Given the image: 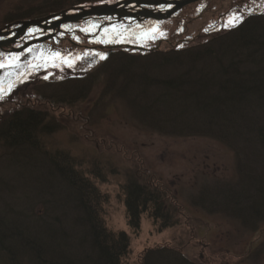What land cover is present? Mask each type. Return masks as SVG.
I'll use <instances>...</instances> for the list:
<instances>
[{"label":"trees","instance_id":"obj_1","mask_svg":"<svg viewBox=\"0 0 264 264\" xmlns=\"http://www.w3.org/2000/svg\"><path fill=\"white\" fill-rule=\"evenodd\" d=\"M87 1L55 0L52 7L56 9L48 12ZM241 2L233 1L227 9L239 10ZM36 12L26 10L20 16L26 19L37 16ZM241 14L244 20L236 27L221 28L208 33L205 40L182 47L159 50L156 46L148 51L88 46L93 52L100 49L107 58L83 75L40 84L39 98L50 104H71L84 98L98 80L103 83V95H118L126 105L132 104L149 129L224 141L236 150L234 180L214 182L211 198L204 200L201 195L191 203L208 213L226 214L255 231L264 220V10ZM63 34L67 36V31ZM26 37L25 33L19 40ZM46 112L24 106L8 113L0 120V144L6 150L22 147L44 154L49 176H59L68 185L67 189L60 185L66 199L57 198L53 191V200L64 204L67 213L73 206L76 214L70 222L67 217L65 225L52 203L48 208V199L42 210L36 202L1 199L0 264H121L129 251V234L107 227L100 190L74 167L67 151L50 150L40 142L42 132L49 134L57 128ZM15 178L0 180L10 190L21 182ZM121 190L125 221L133 232L146 213L160 228L176 223V207L165 205L161 187L130 176ZM140 264L196 263L179 248L164 244L143 251Z\"/></svg>","mask_w":264,"mask_h":264},{"label":"rangeland","instance_id":"obj_2","mask_svg":"<svg viewBox=\"0 0 264 264\" xmlns=\"http://www.w3.org/2000/svg\"><path fill=\"white\" fill-rule=\"evenodd\" d=\"M54 1L0 0V28L17 20L48 16L51 13L49 10L56 9L52 7ZM233 1H242L243 5L237 6L240 13L248 12V8H252L253 12L264 10V0H198L184 5L167 19L149 18L137 22L130 17L125 20L93 17L68 23L67 25L73 26L72 31H67L64 28L66 24H61L60 32L54 38L27 47H43L45 50L51 49L64 54L71 52L73 56L79 54L83 58L77 60L71 68H41L0 101V120L8 117V113L13 110L24 106L39 107L47 111V118L53 120L57 128L49 134L42 132L40 142L50 150L67 151L75 162L74 167L86 178H90L100 190L103 199L101 210L107 227L112 231L123 230L129 234V251L121 264H140L143 251L164 244L179 248L180 252L196 264H264V220L259 222V227L253 231L241 226L237 219L234 220L226 214L208 213L191 203L193 197L203 195L204 200L211 198L210 185L214 182L234 180L236 150L212 136H175L166 131L145 127L138 114L133 112L132 104L126 105V100L118 95H103V83L98 80L93 83L84 98L63 105L61 102L50 104L40 99L38 87L47 81L60 80L66 75H83L95 68L100 59L83 56L85 51H90L87 47L91 45H120L146 50L159 45L160 50L174 45L178 47L187 43L194 44L197 39L205 40L208 33L223 28L222 24L228 14L235 10L227 9ZM103 2L112 3L114 0H88L81 5ZM31 9L37 11V16L22 19L20 13ZM89 22L101 27L124 24L134 28L136 24H140L144 29L158 25L159 31L155 40H148L146 43L97 44L90 41L101 35L99 30L89 34L79 31L80 28L88 26ZM205 28L209 30L205 32ZM63 30L67 31V36L71 35L68 38L73 40L75 45L73 41L71 43L66 39ZM40 31L28 37L27 30L24 40L38 38L39 34H42ZM160 32L164 35L161 36ZM74 36L78 39H73ZM17 44L20 45L21 42L14 44V47ZM81 44L86 46L81 47ZM95 50L101 52L100 49ZM0 52L9 51L0 49ZM27 56L25 53V58ZM89 64L92 66L89 67ZM45 75H48L47 80L43 78ZM21 148L6 150L7 148L0 144V178L11 180L16 177L15 179L21 181L9 190L6 188V181L0 180V201H32L37 203L38 210H42L48 199V208L52 203L55 212L61 217V222L67 220V217V221H72L76 214L74 207L71 206V212L67 213L66 206L53 200L50 193L55 191L57 198L62 196L65 200L67 195L60 192V185L65 189L68 185L59 176H49L50 170L42 161L44 154L39 155L33 149ZM130 176H135L141 181L146 179L151 185L162 188L165 205L171 209L173 205L176 207L174 225L160 228L159 223L153 222L146 213L141 216L136 233L129 228L125 221L121 189ZM1 206L4 204H0ZM61 213L66 216L62 218ZM64 224L66 225V221Z\"/></svg>","mask_w":264,"mask_h":264},{"label":"snow or ice","instance_id":"obj_3","mask_svg":"<svg viewBox=\"0 0 264 264\" xmlns=\"http://www.w3.org/2000/svg\"><path fill=\"white\" fill-rule=\"evenodd\" d=\"M172 7V5H169ZM161 10H166L161 8ZM249 14L253 12L252 8H248ZM106 20H111V17H105ZM244 20V16L239 10L230 11L227 18L222 24L223 28L236 27ZM67 31H72L73 26L64 25ZM97 30L101 35L97 36L92 43L97 44H115V43H146L148 40H155L157 38V32L159 26H151L148 29H144L142 25L136 24L134 28L126 27L124 24H111L108 27H101L99 24L88 23V26L82 27L79 31L89 34L94 33ZM182 30V29H181ZM209 29L205 28L207 32ZM219 29H217L218 31ZM39 31L38 29L29 28L27 36L31 37L33 33ZM163 36L164 33L160 32ZM2 39V37H0ZM78 39V37H73ZM21 45L17 44L16 47ZM182 47V45H180ZM25 53L28 56L25 58ZM83 56H94L100 60L107 58V54L104 52L85 51ZM83 57L79 54L73 56L71 52L64 54L60 51H53L51 49L45 50L43 47H27L22 52H0V101H2L9 93H11L18 84L23 83L31 78L41 68L47 69L48 67H74L77 60ZM92 65L89 64V67ZM50 75V73H49ZM48 79V75L43 77ZM6 85V86H5Z\"/></svg>","mask_w":264,"mask_h":264},{"label":"water","instance_id":"obj_4","mask_svg":"<svg viewBox=\"0 0 264 264\" xmlns=\"http://www.w3.org/2000/svg\"><path fill=\"white\" fill-rule=\"evenodd\" d=\"M198 0H120L113 3L103 2V4L70 6V8L59 10V12L50 13L48 16L37 19L17 20L13 23L5 24L4 28H0V37H5L10 32L13 34L5 39H0V48L7 49L9 45L16 42V39L22 37L26 30L30 27H41L42 31L51 30L47 34H42L38 38L28 39L24 41L21 46L8 48L11 52H20L27 48V46L43 42L55 36L59 31L60 25L63 23L78 22L82 19L89 17H104L116 16V19L131 17L133 19H167L172 14L181 9L184 5L193 3ZM172 5L171 8L166 10H155L154 8H145L143 6H159ZM128 5L140 6L137 11L128 9ZM11 25H16L12 30H9Z\"/></svg>","mask_w":264,"mask_h":264},{"label":"flooded vegetation","instance_id":"obj_5","mask_svg":"<svg viewBox=\"0 0 264 264\" xmlns=\"http://www.w3.org/2000/svg\"><path fill=\"white\" fill-rule=\"evenodd\" d=\"M159 7H168V8H169L168 5H165V6H164V5H159V6L156 7V9H159ZM130 9L136 10L137 7H135V6H130ZM113 18H114V17H113ZM15 26H16V25H15ZM15 26L12 25V26L9 28V30H12ZM11 34H12V32L9 33V34H7L6 36L8 37V36H10ZM81 46H86V44H83V45H81Z\"/></svg>","mask_w":264,"mask_h":264}]
</instances>
